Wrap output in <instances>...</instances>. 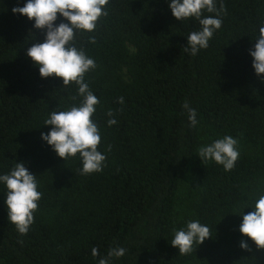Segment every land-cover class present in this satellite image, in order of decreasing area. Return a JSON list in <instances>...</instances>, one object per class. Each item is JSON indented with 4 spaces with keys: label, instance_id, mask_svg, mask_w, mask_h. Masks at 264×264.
Wrapping results in <instances>:
<instances>
[{
    "label": "trees",
    "instance_id": "1",
    "mask_svg": "<svg viewBox=\"0 0 264 264\" xmlns=\"http://www.w3.org/2000/svg\"><path fill=\"white\" fill-rule=\"evenodd\" d=\"M24 3L0 0V173L23 162L43 195L21 235L8 222L0 193V264H97L117 246L127 253L112 264H264L263 251L241 249L224 225L264 180V82L249 56L264 23V0H217L221 29L196 56L184 47L198 22L176 20L166 0H110L108 16L77 36V46L97 64L85 79L100 100L93 119L101 130L98 150L107 156L103 171L87 176L78 158L65 161L41 140L51 128L42 125L49 111L66 110L79 98L73 100L75 84L41 78L27 57L44 33L13 14ZM185 102L197 112L195 128ZM110 109L118 121L111 128ZM203 131L238 139L234 169L202 162ZM191 164L197 196L188 221L207 224L211 238L182 256L170 241ZM94 247L100 256H92Z\"/></svg>",
    "mask_w": 264,
    "mask_h": 264
},
{
    "label": "clouds",
    "instance_id": "2",
    "mask_svg": "<svg viewBox=\"0 0 264 264\" xmlns=\"http://www.w3.org/2000/svg\"><path fill=\"white\" fill-rule=\"evenodd\" d=\"M110 0H25L23 6L12 9L33 22L35 29L44 33L42 42L35 43L27 49L26 55L38 68L41 78L56 77L62 79L63 86L75 84L78 103L66 110L49 111L42 125L51 126L47 133L41 132V140L67 161L78 158L83 176L100 173L106 167L107 156L98 150L101 143V130L93 119L100 104L99 98L91 90L85 76L96 69L95 60L87 55L83 47L77 46V36L91 33L97 28L101 17L108 16ZM172 16L180 21L198 22L199 29L186 36L187 46L184 50L196 56L207 49L209 41L222 26L221 13L223 5L217 8V0H166ZM206 13L214 15H205ZM59 14V15H58ZM58 19L60 20L57 23ZM95 43L93 38H89ZM249 56L255 74L264 82V23L258 29V35ZM124 104L121 96L117 101ZM59 109V108H58ZM189 125L195 128L199 124L197 112L188 102L183 104ZM122 110V109H121ZM107 127L117 125L113 110H108ZM239 141L231 135H224L210 143L202 144L198 156L202 162H214L228 172L236 167L240 157ZM111 146L108 147V151ZM37 175L31 173L23 162L15 165L7 172L0 173V186L4 194L7 208V219L17 232L26 235L34 223V214L43 193L38 190ZM257 195L251 203L243 202L238 214L242 217L239 232L243 237L240 248L249 250L248 239L254 242L257 250L264 249V180L258 182L255 190ZM245 208L252 211L244 213ZM211 238V230L200 220H189L185 226L174 229L170 241L171 246L178 249L179 255L191 254L194 247ZM127 253L124 247L111 248L106 256H100L97 248H92V256H100L97 264H112L113 259H120Z\"/></svg>",
    "mask_w": 264,
    "mask_h": 264
},
{
    "label": "rangeland",
    "instance_id": "3",
    "mask_svg": "<svg viewBox=\"0 0 264 264\" xmlns=\"http://www.w3.org/2000/svg\"><path fill=\"white\" fill-rule=\"evenodd\" d=\"M215 139H218V137L212 136L207 132L203 131L200 135V146L202 144L210 143ZM192 166L193 165L191 164L188 167L178 191V196L176 201V217L180 223L179 228L183 227L188 221L190 215L191 203L193 199L196 198L197 196V186L195 185V178L192 172ZM250 211H252V209H248V210L244 209L245 214H247ZM241 220L242 217L238 214H235L231 218L224 221L225 230H226L225 234L227 239L233 242L234 244H239V245L242 239H247L246 237H243L242 234L239 232V225L241 223ZM248 243H249V250L254 252H259V251L264 252V249L257 250L254 242H252L250 239H248Z\"/></svg>",
    "mask_w": 264,
    "mask_h": 264
}]
</instances>
